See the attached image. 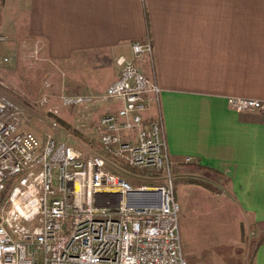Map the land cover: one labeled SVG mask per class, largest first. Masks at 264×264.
<instances>
[{
  "label": "crops",
  "instance_id": "1",
  "mask_svg": "<svg viewBox=\"0 0 264 264\" xmlns=\"http://www.w3.org/2000/svg\"><path fill=\"white\" fill-rule=\"evenodd\" d=\"M16 4L26 36L40 44L38 59L69 92H103L119 56L134 58L136 41L152 44L153 54L135 64L162 89L149 115L162 114L172 163L207 166L227 180L239 221L261 238L255 264H264V109L237 111L227 101H264V0Z\"/></svg>",
  "mask_w": 264,
  "mask_h": 264
},
{
  "label": "built area",
  "instance_id": "2",
  "mask_svg": "<svg viewBox=\"0 0 264 264\" xmlns=\"http://www.w3.org/2000/svg\"><path fill=\"white\" fill-rule=\"evenodd\" d=\"M32 46L38 58L39 42ZM132 51L117 58L106 90L119 106L98 122L103 153L86 156L23 130L20 106L0 88V264H188L164 120L160 110L149 115L162 89L135 64L153 46L136 41ZM91 101L60 97L63 105ZM227 101L237 111L264 109L259 99ZM135 176L164 183L136 186Z\"/></svg>",
  "mask_w": 264,
  "mask_h": 264
},
{
  "label": "rangeland",
  "instance_id": "3",
  "mask_svg": "<svg viewBox=\"0 0 264 264\" xmlns=\"http://www.w3.org/2000/svg\"><path fill=\"white\" fill-rule=\"evenodd\" d=\"M16 2L0 0V37H6V40L0 39V88L20 106L21 128L42 139L52 136L86 156L103 153L98 122L116 107L115 100L105 97L108 87L99 93L67 91L62 86L63 77L60 80L51 75L50 64L43 65L27 53L31 52L34 39L24 32L26 13H19ZM4 56L11 57V61L3 63ZM116 74L118 77L119 70ZM74 94L93 97V101L61 104V96ZM45 98L46 102L42 103ZM55 108L59 114L54 113ZM172 171L180 203L182 246L188 264H255L261 238L254 226H245L239 221L241 214L233 203L227 180L218 174L173 163ZM129 180L136 186L164 183L163 179L142 176L129 177Z\"/></svg>",
  "mask_w": 264,
  "mask_h": 264
},
{
  "label": "trees",
  "instance_id": "4",
  "mask_svg": "<svg viewBox=\"0 0 264 264\" xmlns=\"http://www.w3.org/2000/svg\"><path fill=\"white\" fill-rule=\"evenodd\" d=\"M185 166L188 167V168H191V169H201V170H205V171H208V172H211V173L219 175V173L216 170H214V169H212L210 167H207V166H203V165L197 164V163L185 164ZM200 184H202L203 186L205 185L206 187H210L206 183L205 184L204 183H200Z\"/></svg>",
  "mask_w": 264,
  "mask_h": 264
}]
</instances>
